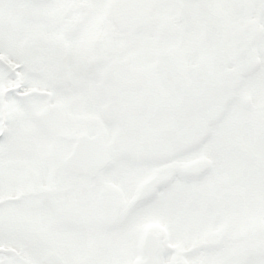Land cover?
<instances>
[{
	"label": "snow or ice",
	"instance_id": "obj_1",
	"mask_svg": "<svg viewBox=\"0 0 264 264\" xmlns=\"http://www.w3.org/2000/svg\"><path fill=\"white\" fill-rule=\"evenodd\" d=\"M0 264H264V0H0Z\"/></svg>",
	"mask_w": 264,
	"mask_h": 264
}]
</instances>
